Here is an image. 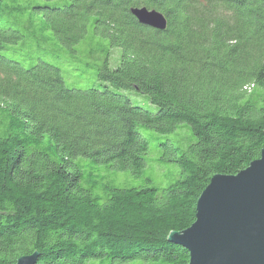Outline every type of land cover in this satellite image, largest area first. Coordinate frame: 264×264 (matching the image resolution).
<instances>
[{"label":"trees","instance_id":"trees-1","mask_svg":"<svg viewBox=\"0 0 264 264\" xmlns=\"http://www.w3.org/2000/svg\"><path fill=\"white\" fill-rule=\"evenodd\" d=\"M263 150L264 0H0V264H189L170 234Z\"/></svg>","mask_w":264,"mask_h":264},{"label":"water","instance_id":"water-1","mask_svg":"<svg viewBox=\"0 0 264 264\" xmlns=\"http://www.w3.org/2000/svg\"><path fill=\"white\" fill-rule=\"evenodd\" d=\"M138 21L164 31L167 18L157 10H132ZM169 239L189 252V264H264V150L235 175L216 174L200 195L196 220ZM39 253L16 264H36Z\"/></svg>","mask_w":264,"mask_h":264},{"label":"rangeland","instance_id":"rangeland-1","mask_svg":"<svg viewBox=\"0 0 264 264\" xmlns=\"http://www.w3.org/2000/svg\"><path fill=\"white\" fill-rule=\"evenodd\" d=\"M134 101L145 104L147 106H152L148 100V98L144 95H135L132 93L131 95ZM167 137L178 147L185 148L187 147L191 139L193 138L190 130L187 131H176L174 133L168 134ZM153 153L150 154V157ZM153 158H158L160 153L156 152L152 155ZM149 157V158H150ZM152 158V157H151ZM179 172V169L173 164H158L153 162L152 164H148L145 169L144 178H135L133 175H130L128 172H119L115 177L114 184L117 187H133L140 186L146 184L152 187L158 188H166L171 185L175 176Z\"/></svg>","mask_w":264,"mask_h":264}]
</instances>
